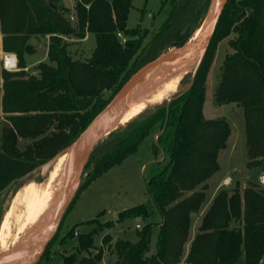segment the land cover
<instances>
[{
	"label": "trees",
	"instance_id": "obj_1",
	"mask_svg": "<svg viewBox=\"0 0 264 264\" xmlns=\"http://www.w3.org/2000/svg\"><path fill=\"white\" fill-rule=\"evenodd\" d=\"M169 1V17L152 32L128 26L134 0H76V22L59 0H0V50L16 53L19 68H4L0 52V110L9 118L0 129V195L12 180L73 143L144 63L189 39L212 3ZM89 32L96 35L95 50L85 60L74 58L68 38L83 40ZM231 34H235L229 40L233 51L223 60L214 95L219 104L235 102L243 107L247 165L264 172V0H229L194 83L171 102L167 124L153 144L155 153L159 149L164 153L158 171L148 180L154 205L162 214L156 252L149 255L155 224L147 222L137 227V240L103 237L112 256L109 264H237L242 255L244 264H264V183L259 181H250L242 191L238 186L218 190L188 251L186 246L193 214L207 202V182L220 169L219 152L231 134L226 118H207L203 112L214 45ZM32 39H47L48 60H40L36 73L26 69L27 55L36 52ZM166 117L165 103L129 121L122 132L110 131L85 187L138 151L158 123L162 129ZM26 138L31 142L21 149L18 143ZM94 155L95 151L85 166ZM151 209L145 203L128 207L106 225L111 228L128 217L148 218ZM96 233L68 232L67 237L78 238V251L65 255L62 264H100L105 250L92 252ZM83 251L87 253L78 259Z\"/></svg>",
	"mask_w": 264,
	"mask_h": 264
},
{
	"label": "rangeland",
	"instance_id": "obj_2",
	"mask_svg": "<svg viewBox=\"0 0 264 264\" xmlns=\"http://www.w3.org/2000/svg\"><path fill=\"white\" fill-rule=\"evenodd\" d=\"M59 1L69 8L70 13L73 11V14H75L74 7L76 0ZM170 9L171 3L169 0H134L133 6L128 14L129 18L127 24L132 28L140 25L141 28H148L150 31L156 32V29H158L169 17ZM73 20L76 22L75 19ZM202 25L203 23L201 26ZM197 30L198 28L194 31V34ZM234 36L235 34H231L216 42L214 45L215 47L213 48V54L211 55V63L208 66L206 73V101L203 112L207 118H226L231 128V134L226 141V146L219 152L218 161L220 162V169L209 178L212 181L209 180L210 184L208 183L207 202L210 200V194L214 188L215 181L217 179L219 180V178L222 179L226 175L230 177V180H228L227 185L223 186L225 188L238 186L242 191L250 181H259L264 183V173L257 171L255 168H249L247 165L246 160L248 158V146L246 144V128L243 107L239 106L235 102L219 104L217 103L214 95L215 89L220 81L219 78L221 75L223 60L227 53L233 51L232 46L229 44V40ZM148 39L149 37L146 38L145 42H147ZM68 42V50L72 56L74 58L85 60L89 58L95 50L96 35L89 32L83 40L73 37L68 38ZM46 43L47 39H42V45L47 50ZM47 53L48 50L46 53H42L40 51L36 55H27L26 69L30 72L36 73L37 70L35 66L38 62H34L39 59L48 60ZM198 58L199 54L194 58L189 67L188 72L190 74L187 72L184 74V77H181V81L174 92H168L161 100L149 103L141 111V115L139 113V115L135 116L131 120L156 111L159 107L164 106L165 103L174 96V94L188 86L192 72L197 65L196 62L198 61ZM7 115L8 114L0 110V129L2 126L9 123ZM129 121H125L121 124L122 127L121 125H118L115 128L122 132L121 130L127 123H129ZM115 128L112 130H116ZM160 129L161 124L158 123L152 129L153 132L146 137L142 144L139 145L138 151L129 154L121 163L113 165L109 170L97 176L93 179L92 183L85 187L87 179L94 170L96 158L102 153L104 146L111 137L108 134L97 143L98 148L93 150V152L95 151V155L89 165L85 167L81 176L79 188L83 186V189L80 190L79 193L77 190L76 202L65 214V219L57 231V234L48 243L45 248V252L35 264H62L65 255H72L78 251V238L73 236L67 237L68 232L72 231L78 235L80 232H90L95 230L97 233L95 234V246L92 248V252L95 253L97 249L104 248L105 256L101 260L100 264H109L112 256L109 251L108 244L103 241V237L110 234L114 239L120 237L123 239L137 240V224L140 223L141 227L138 228H142L147 222H153L155 224L153 227L154 231L151 238V250L149 251V255L156 252L155 243L159 233L157 223L161 221L162 214L159 213L158 209L154 205V199L148 188V180L158 171V168L160 167V164H158L159 160H161L164 156L162 150L159 149V151L155 153L153 147V144L158 140L159 132L161 131ZM29 142H31V139L29 138L20 139L18 145L22 149ZM67 154L68 162L71 154L69 152ZM49 174L50 172L45 176H42L41 172L31 174L26 179L22 180L20 185L13 184L9 189L0 195V227L7 213L10 212V216L8 218L10 220L9 231L11 235L7 239L8 246L13 244L16 233L24 219L25 201L23 198L26 197L25 191L27 185L32 182L37 185L38 189L43 190L48 184ZM200 187L201 186H199V188ZM144 203L152 208V215L150 217L144 219L141 217H128L123 221H116L111 228L107 227L106 224L109 221L117 220L119 216L118 213L120 211L127 209L128 207ZM199 214L200 213L195 214L194 217ZM44 225L45 221L40 226ZM34 228L36 227H33L31 230ZM5 250L6 248L4 247L0 249V254L2 253L1 256L6 253ZM86 253V251H83L77 254V258L79 259L82 254ZM238 261L239 262L237 264H244V256L242 255Z\"/></svg>",
	"mask_w": 264,
	"mask_h": 264
},
{
	"label": "water",
	"instance_id": "obj_3",
	"mask_svg": "<svg viewBox=\"0 0 264 264\" xmlns=\"http://www.w3.org/2000/svg\"><path fill=\"white\" fill-rule=\"evenodd\" d=\"M228 1L229 0H216L212 11L213 14L209 22L202 28L199 34L195 33L189 38V40L164 50L157 55L156 58L144 63L140 69L133 73L126 82H124L123 86L112 96V99L108 104L95 115L92 122L81 132L73 143L60 149L56 155L43 162V164L36 166V168L27 172V174L10 182L9 186L5 188L4 191L9 189L13 184L20 185L21 181L31 174L41 172V175L45 176L59 160V157L68 152L71 154L61 181L62 184L56 196V206L45 219V225L38 233L39 236L26 250L13 255L12 257L8 256L6 258L4 257L5 259H0V264H35L41 258L45 252L46 246L57 234V231L65 218V214L74 200L80 186L81 176L86 167L85 165L94 150L93 148L113 129L114 111L116 106L120 104L135 88L140 86L145 78L157 72L160 68L183 58L190 52L199 53L197 65L192 72L189 85L174 94V96L166 102L167 117L160 132L164 131L168 121L170 104L174 99L178 98L179 95L190 89L194 83L195 76L202 65L208 45L216 31V27ZM213 2L214 0H212L211 6ZM35 50L39 52L41 51L42 53L47 52L41 41L35 46Z\"/></svg>",
	"mask_w": 264,
	"mask_h": 264
},
{
	"label": "bare ground",
	"instance_id": "obj_4",
	"mask_svg": "<svg viewBox=\"0 0 264 264\" xmlns=\"http://www.w3.org/2000/svg\"><path fill=\"white\" fill-rule=\"evenodd\" d=\"M215 2L216 0H214L212 7L205 18V21L202 22L203 25L198 28L196 34H199L202 28L209 22L213 14L212 11ZM198 54L199 53L196 52H190L183 58L173 61L172 63L160 68L157 70V72L145 78L140 86L135 88L124 98L120 104L116 106L114 111L115 116L113 120V128L123 124L125 121L131 120L135 116L139 115V113L141 115V111L149 103L161 100L168 92H174L181 81V77H184V74L188 72L190 65ZM67 155L68 154H64L59 157V160L50 171L47 182L48 184L43 190L38 189L37 185L32 182L27 185L25 191L26 197L23 198L25 201V213L23 215L24 219L19 229L17 228L18 231L11 246L7 245V239L11 235L9 231L10 220L8 218L10 216V212H6L7 215L5 216L0 227V249L3 247L6 248V253L3 256H1V253L0 259H3L4 257L6 258L8 256L12 257L13 255L26 250L39 236L38 233L43 227L40 225H42L47 216L56 206V196L62 184L61 181L67 168ZM33 227L36 228L31 230Z\"/></svg>",
	"mask_w": 264,
	"mask_h": 264
},
{
	"label": "crops",
	"instance_id": "obj_5",
	"mask_svg": "<svg viewBox=\"0 0 264 264\" xmlns=\"http://www.w3.org/2000/svg\"><path fill=\"white\" fill-rule=\"evenodd\" d=\"M73 13V11L70 13V14H72ZM86 38V37H85ZM84 38V39H85ZM2 40H3V34L0 32V44L2 43ZM42 42V40H35V39H32V42L35 44V46H37L38 45V43L39 42ZM0 52H1V60H2V56L5 54V53H7V52H4L3 50H0ZM9 52H13V51H9ZM39 51H37L36 53H32V54H28V55H36L37 53H38ZM26 59H27V57H26ZM40 60L41 59H39V60H37V61H35L34 63H39L40 62ZM257 171H259L258 169H257ZM260 172V171H259ZM261 173H264V172H262L261 171ZM216 179V178H215ZM210 180V179H209ZM208 180V182L207 183H209L210 184V181H212V180H210L209 181ZM228 180H230V177L229 176H224L222 179L221 178H219V180L217 179L216 181H215V185H214V188H213V190L211 191V197H210V200L207 202V204L203 207V209L200 211V214L199 215H196V217H194L195 216V214H198V213H194L193 214V217H192V225H191V232H190V239H189V241L187 242V244H186V246H187V251L190 249V244H191V241H192V239L195 237V235H196V233H197V231H198V229H197V227H198V225H199V223H200V220H201V217H202V215L204 214V211L208 208V206L211 204V201L213 200V198H214V196H215V194L217 193V191L218 190H220L221 188H223V186H225V185H227L228 184ZM161 220H162V218H161ZM161 222V221H160ZM160 222H158L157 223V225H159V223Z\"/></svg>",
	"mask_w": 264,
	"mask_h": 264
},
{
	"label": "built area",
	"instance_id": "obj_6",
	"mask_svg": "<svg viewBox=\"0 0 264 264\" xmlns=\"http://www.w3.org/2000/svg\"><path fill=\"white\" fill-rule=\"evenodd\" d=\"M71 16V20L75 19L74 14H70ZM120 36V38H122V40H126V37H124V35H122V33L118 34ZM2 64L4 68H8L10 70H18V57L17 54L14 52H9L7 51V53H5L2 56ZM264 178V176H263ZM137 227H141L140 223L137 224Z\"/></svg>",
	"mask_w": 264,
	"mask_h": 264
}]
</instances>
